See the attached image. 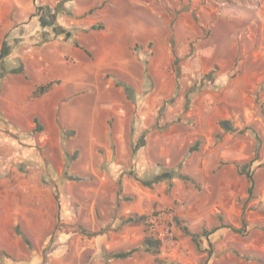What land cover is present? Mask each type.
Returning a JSON list of instances; mask_svg holds the SVG:
<instances>
[{"label": "rangeland", "instance_id": "1", "mask_svg": "<svg viewBox=\"0 0 264 264\" xmlns=\"http://www.w3.org/2000/svg\"><path fill=\"white\" fill-rule=\"evenodd\" d=\"M0 264H264V0H0Z\"/></svg>", "mask_w": 264, "mask_h": 264}, {"label": "trees", "instance_id": "2", "mask_svg": "<svg viewBox=\"0 0 264 264\" xmlns=\"http://www.w3.org/2000/svg\"><path fill=\"white\" fill-rule=\"evenodd\" d=\"M174 64V62H173ZM21 69L15 71L16 73L20 72ZM52 86V83H46L44 85H39V86H36L33 91L31 92L30 96H29V99L30 100H34V99H37L39 97H41L42 95L46 94L50 88ZM33 124L35 126V130L38 131V132H42L43 129H44V125L42 123H40L39 121V118L37 116H35L33 118ZM200 143L197 141L193 147H191V151H194V150H197L198 148V145ZM245 176L248 180V183H249V187H248V195L249 197L252 195V192H253V186H254V182H253V178H252V174L249 172V171H246L245 173ZM181 179H184V180H187V181H191V179H189L188 177L186 176H181L180 177ZM146 220L147 218L144 217V216H140L138 217V221H142L143 223H146ZM173 224L176 226H181V221H179V219L177 217H175L173 219ZM220 228H228L230 229L232 232H235V233H244L245 230H246V225L245 223H242L241 227L240 228H235L234 226H231V225H227L225 223L222 222V219H221V222L219 224L218 227L216 228H213L211 230H206V229H203L200 233H191L188 231V228L185 227V226H182L181 229L182 231L191 237L192 241L196 244L198 242V238L199 237H203L205 240L208 241V238L209 236L214 233L216 230L220 229ZM80 231L82 232V234H86L88 232H86V230L84 229H81V227H79ZM99 234V233H97ZM89 236L93 235V233H88ZM143 247L145 249V251H147L148 253H151V254H156L159 250V247H160V242L155 238L153 237L151 234H147L144 239H143ZM128 254H118V255H114V258H125L127 257Z\"/></svg>", "mask_w": 264, "mask_h": 264}, {"label": "built area", "instance_id": "3", "mask_svg": "<svg viewBox=\"0 0 264 264\" xmlns=\"http://www.w3.org/2000/svg\"><path fill=\"white\" fill-rule=\"evenodd\" d=\"M172 220L173 216L171 214L166 213L153 217L149 222L150 234L160 242V247L165 248L166 246L172 244Z\"/></svg>", "mask_w": 264, "mask_h": 264}]
</instances>
